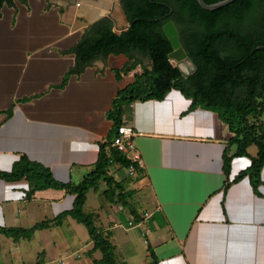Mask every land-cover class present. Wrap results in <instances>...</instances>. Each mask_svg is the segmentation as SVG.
<instances>
[{"label":"crops","instance_id":"obj_1","mask_svg":"<svg viewBox=\"0 0 264 264\" xmlns=\"http://www.w3.org/2000/svg\"><path fill=\"white\" fill-rule=\"evenodd\" d=\"M48 3L14 0L0 10V170H10L26 155L55 179L77 183L96 161L98 142L110 133L112 98L133 81L141 63L119 79L112 70L128 61L123 53L98 56L82 71H69L75 56L64 51L92 22L81 25L78 10ZM190 103L171 88L162 99L124 104L122 123L136 130L142 166L131 179L118 165L116 174L132 191L130 201L141 220L124 226L120 239L116 232L110 239L117 240L122 264H151L148 247L156 264H264V166L256 189L248 176L233 180L249 165L248 156H234L226 175L222 154L231 135L228 125L215 111ZM29 187L24 176L0 177V226L29 227L72 207L74 194L64 189L38 188L27 195ZM115 217V227L123 224V214ZM73 219L66 215L34 231L31 239L40 231L48 240L40 241L44 261L39 264L59 261L55 239ZM92 261L88 255L87 264Z\"/></svg>","mask_w":264,"mask_h":264},{"label":"trees","instance_id":"obj_2","mask_svg":"<svg viewBox=\"0 0 264 264\" xmlns=\"http://www.w3.org/2000/svg\"><path fill=\"white\" fill-rule=\"evenodd\" d=\"M13 3L14 0H0V10L4 4ZM120 4L127 26L116 30L113 19L103 16L92 22L78 41L64 51L75 56L69 70L72 72H80L96 57L110 53L128 57L125 64L112 70L117 79L141 63V70L134 74L133 81L119 88L112 98L107 112L112 127L98 142V156L92 167L77 183L55 179L48 167L26 155L16 160L10 170H0V177L7 180L26 177L30 184L27 195L45 187L74 194L72 207L53 219L41 220L29 227L0 226V233L13 239H29L36 229L48 226L51 220L60 223L70 215L85 225L93 241L92 248L101 252V257L93 259L92 264H116V256L109 234L96 225L94 213L84 210L87 192L104 180L106 197L116 189L124 198L131 196L132 191L124 189L110 168L134 165L136 172L141 170L126 153L110 146L122 123L124 104L136 99H162L171 88L179 89L190 98V108L201 106L213 110L228 125L231 135L222 154L226 175L234 156H248L249 165L233 180L248 176L256 189L264 166V0H235L216 9H205L197 0H120ZM169 18L174 20L182 45L196 65L188 76H183L170 61L172 45L163 30ZM136 53L146 56L150 63L144 64ZM231 146L235 147L233 152H229ZM251 146L256 148L254 154L249 151ZM132 212L137 216L138 212ZM148 249L151 264H156L154 251Z\"/></svg>","mask_w":264,"mask_h":264},{"label":"rangeland","instance_id":"obj_3","mask_svg":"<svg viewBox=\"0 0 264 264\" xmlns=\"http://www.w3.org/2000/svg\"><path fill=\"white\" fill-rule=\"evenodd\" d=\"M15 1L17 2L18 0ZM78 1L79 0H48V7L53 4L60 6V10H80ZM117 2L118 0H111L109 6L105 9L110 11L115 10V4ZM79 18H83V20H80ZM77 19L82 21L81 25L87 24L89 22L87 18L82 15L77 17ZM113 20L115 23L114 28L116 30L124 27V25L119 26L115 18H113ZM136 55L145 62L144 64L148 65L150 63L146 56H143L140 53H136ZM249 150L252 153L256 152L255 146H251ZM117 168V165L112 166L110 168V172L113 174L116 180H120V176L116 174L120 168ZM124 170L123 171L126 174V179H131V175L127 172L126 168H124ZM74 179L75 181H79L80 176H76ZM106 188L107 185L105 181L100 180L95 190H90L87 193L84 210L86 212H92L95 214V223L100 228V230L104 231L105 233L107 232L110 237L116 232L118 238L120 239L124 235V226H132L135 222L141 220L140 213L135 216L132 212V210H134V212L137 213L134 204L132 201H130L132 196H127L124 198L122 192L119 189H116L113 193L106 197L104 194V190ZM115 212L117 215L118 213L123 214V224H118L116 227L114 226V223L117 222ZM109 216H111V219ZM136 217H139L138 220H135L137 219ZM117 229L120 231H117ZM39 232L36 231L32 239L21 238L20 240H13L11 237L6 238L4 234L0 233V260L3 259L1 264H28L25 262L32 264L42 263L44 261V252L39 248L40 241L44 240V242H46L48 240L46 238H40ZM117 232H119V234ZM57 236L58 235H56V237ZM55 240L57 244L56 248L53 249V252L55 257L59 260L56 261L55 264H87L86 258L88 255L93 259L95 256H97V258L101 256V253L98 249L92 248L93 241L89 237L85 225L76 221V219H73L69 227H64L62 232H60V236H58ZM112 241L116 248L115 256L117 259V264H122V255L120 254L119 250H117L118 243L114 242L117 240L114 239ZM70 249L74 251L73 254L66 253V251ZM93 252L96 253L93 255ZM136 255L141 259L144 256V250L142 251L139 249ZM34 260H36V263H34ZM83 260L86 263H83Z\"/></svg>","mask_w":264,"mask_h":264},{"label":"water","instance_id":"obj_4","mask_svg":"<svg viewBox=\"0 0 264 264\" xmlns=\"http://www.w3.org/2000/svg\"><path fill=\"white\" fill-rule=\"evenodd\" d=\"M102 1L107 2L108 0H79L78 5L80 6V10H78V13L86 17L89 22H93L103 15H110L116 19L119 26L124 25L125 27L128 25L120 0L115 4V10L112 11L106 10L105 8L108 6L103 7ZM197 1L205 9H216L235 0H218L211 3H207L205 0ZM163 30L172 45V50L169 52L170 61L180 69L183 76H188L195 70L196 65L182 45L178 28L172 18L164 22Z\"/></svg>","mask_w":264,"mask_h":264},{"label":"built area","instance_id":"obj_5","mask_svg":"<svg viewBox=\"0 0 264 264\" xmlns=\"http://www.w3.org/2000/svg\"><path fill=\"white\" fill-rule=\"evenodd\" d=\"M135 134L136 130L133 126L121 123L117 127L116 132L112 137L110 146L123 153H126L133 162L137 163V165L141 167L142 161L140 158V152L138 151L134 140ZM126 170L130 175H133L136 172L134 165L128 166Z\"/></svg>","mask_w":264,"mask_h":264},{"label":"bare ground","instance_id":"obj_6","mask_svg":"<svg viewBox=\"0 0 264 264\" xmlns=\"http://www.w3.org/2000/svg\"><path fill=\"white\" fill-rule=\"evenodd\" d=\"M111 0H108L107 2L102 1L101 4L103 7L109 6Z\"/></svg>","mask_w":264,"mask_h":264},{"label":"flooded vegetation","instance_id":"obj_7","mask_svg":"<svg viewBox=\"0 0 264 264\" xmlns=\"http://www.w3.org/2000/svg\"><path fill=\"white\" fill-rule=\"evenodd\" d=\"M103 16H110V15H103ZM103 16H102V17H103ZM110 17H111V16H110ZM100 18H101V17H100ZM111 18H112V17H111ZM98 19H99V18H98ZM112 19H113V18H112ZM96 20H97V19H96ZM113 21H114V20H113ZM93 22H94V21H93ZM114 24H115V23H114Z\"/></svg>","mask_w":264,"mask_h":264}]
</instances>
